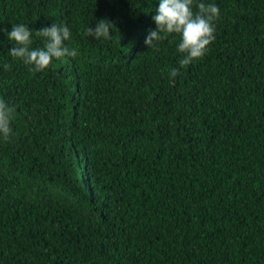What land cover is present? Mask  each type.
Wrapping results in <instances>:
<instances>
[{"label":"trees","instance_id":"16d2710c","mask_svg":"<svg viewBox=\"0 0 264 264\" xmlns=\"http://www.w3.org/2000/svg\"><path fill=\"white\" fill-rule=\"evenodd\" d=\"M201 2L216 38L173 79L180 37L145 44L159 0H0V264H264V0ZM19 23L79 55L33 70Z\"/></svg>","mask_w":264,"mask_h":264},{"label":"clouds","instance_id":"9594fccd","mask_svg":"<svg viewBox=\"0 0 264 264\" xmlns=\"http://www.w3.org/2000/svg\"><path fill=\"white\" fill-rule=\"evenodd\" d=\"M195 9V10H194ZM220 16V9L213 3H204L201 0H159L157 14L153 17L156 29H149L145 44L156 48L157 43L167 39L168 35L176 34L180 37L177 51L182 54L178 67L170 71L174 79L180 75L181 69L188 67L193 61L202 59L208 52L216 36V24ZM115 25L104 19L97 22L95 27L89 26L86 36L96 40H109ZM9 41L15 46L8 55L13 59L23 61L26 65L34 66L39 72L48 69L54 61L64 57L76 58L79 49L69 47L65 42L71 39L69 26L53 23L35 31L36 37L43 38V47H33V30L23 23L13 24L8 32L3 30ZM5 69L11 65L5 64ZM15 109L3 98H0V138L8 141L13 135L12 123Z\"/></svg>","mask_w":264,"mask_h":264}]
</instances>
